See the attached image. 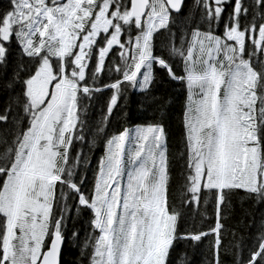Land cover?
<instances>
[{
  "label": "snow or ice",
  "instance_id": "1",
  "mask_svg": "<svg viewBox=\"0 0 264 264\" xmlns=\"http://www.w3.org/2000/svg\"><path fill=\"white\" fill-rule=\"evenodd\" d=\"M197 7L201 20L179 44L172 14L183 0H7L0 7V63L13 44L20 54L2 85L14 95L0 109V125H10L0 136V264H61L72 207L91 214L89 264H169L176 239L210 235L208 264H223L222 249L233 252L234 264H264V221L247 257L239 244L224 246L222 222L233 190L264 200V0H197ZM161 32L171 37L166 55L156 47ZM156 67L186 94L180 208L195 204L207 218L214 199L208 231L177 236L183 213L170 203L163 122L107 131L129 91L150 92ZM105 92L89 137L83 101ZM101 135L89 181L91 160L75 145Z\"/></svg>",
  "mask_w": 264,
  "mask_h": 264
},
{
  "label": "trees",
  "instance_id": "2",
  "mask_svg": "<svg viewBox=\"0 0 264 264\" xmlns=\"http://www.w3.org/2000/svg\"><path fill=\"white\" fill-rule=\"evenodd\" d=\"M244 3L247 6L249 0H244ZM225 7L230 10L231 6L225 5ZM225 16H227V12ZM172 17L171 32L177 33L176 42L179 44V35L185 31L190 33L191 27L201 20L197 0H184L182 10L179 13L173 12ZM250 18L251 16H249ZM170 39L169 32H161L156 38L157 51H163L166 55V46L170 43ZM112 55L115 56V54ZM16 58V55H10L8 66L0 63V109H3L9 103L10 97L14 95L10 91H6L2 85L12 76L18 62ZM111 59L112 57L109 58V63H111ZM154 72L155 79L150 92L145 94L138 91H129L127 98L119 101V107L115 109L110 121L107 123V131L110 134L117 128L134 127L153 120L163 122L168 132L171 159L170 203L174 204L183 213L178 222L177 236H182L186 231L193 228L208 231L209 225L215 223L214 199L208 203L207 218L195 213V204H193L191 210L187 207L180 208L179 188L182 183L180 152L183 137V104L186 94L182 86L178 82L170 80L164 70L156 67ZM103 75L107 81L109 75L107 70ZM109 95L110 93L105 92L98 94L91 102L88 100L83 101V105H90L87 109V126L85 128V132L89 137L95 131V126L101 118V109L106 108L105 100ZM9 127L10 125H0V136H3L5 129ZM103 140L104 137L101 135L96 138L94 144L86 143L83 147L84 153L91 160V168L87 171L89 181L92 179L96 161L103 153ZM83 171L82 168L81 172ZM205 195L209 194L205 193ZM71 203L69 201L70 205ZM200 208L201 211L204 210L203 200ZM71 213V218L66 221L61 264H89L90 249L84 250V241L93 231L89 223L91 214L83 208L77 213L75 207L71 208ZM223 217L222 222L225 228L224 246L229 247L230 245L239 244L242 257H247L248 248L255 241L258 228L261 222L264 221V200L250 195L243 189L233 190L224 206ZM73 232L78 233V236H73ZM213 241L214 236L211 235L202 242L176 239L172 246L169 264H208L209 250ZM221 251L223 264H234L233 252L229 251L227 254H223V249Z\"/></svg>",
  "mask_w": 264,
  "mask_h": 264
},
{
  "label": "flooded vegetation",
  "instance_id": "3",
  "mask_svg": "<svg viewBox=\"0 0 264 264\" xmlns=\"http://www.w3.org/2000/svg\"><path fill=\"white\" fill-rule=\"evenodd\" d=\"M6 3H7V0H0V7H3ZM113 54H115V53H113ZM10 55H16L17 56L16 59L19 61L20 54H19V50H18V48L16 47L15 44L12 45V47L10 49V54H9V56L7 58V61L5 63H3V65H5V66H8L9 65ZM85 144L86 143L77 142V144L75 145V150L79 151L81 148H83L85 146ZM71 214H70V217L68 218V220L71 218Z\"/></svg>",
  "mask_w": 264,
  "mask_h": 264
},
{
  "label": "water",
  "instance_id": "4",
  "mask_svg": "<svg viewBox=\"0 0 264 264\" xmlns=\"http://www.w3.org/2000/svg\"><path fill=\"white\" fill-rule=\"evenodd\" d=\"M183 2H184V0H183ZM175 12V11H174ZM175 13H177V12H175ZM64 244V243H63ZM63 247V246H62Z\"/></svg>",
  "mask_w": 264,
  "mask_h": 264
},
{
  "label": "rangeland",
  "instance_id": "5",
  "mask_svg": "<svg viewBox=\"0 0 264 264\" xmlns=\"http://www.w3.org/2000/svg\"><path fill=\"white\" fill-rule=\"evenodd\" d=\"M125 39H127V37H125Z\"/></svg>",
  "mask_w": 264,
  "mask_h": 264
}]
</instances>
